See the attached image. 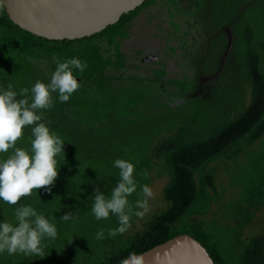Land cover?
<instances>
[{
  "label": "rangeland",
  "instance_id": "374dc122",
  "mask_svg": "<svg viewBox=\"0 0 264 264\" xmlns=\"http://www.w3.org/2000/svg\"><path fill=\"white\" fill-rule=\"evenodd\" d=\"M213 1L215 10L220 12L213 24L215 32L223 40V48L231 36L228 38L231 43L228 50L231 58L229 67H224L222 71L215 69L213 73H195L193 78L197 84L191 86L185 104L175 112L151 109L144 118H139L137 114L152 107V104L136 101L138 96L131 93L134 101L127 103L124 110L135 113V120H124L123 117L109 125L106 117L91 116L85 121L46 122L53 131L57 126L65 130L62 134L57 132L64 141V158L63 155L57 157L58 176L50 191L34 190L32 206L38 213L56 218L58 236L55 240L44 241V257H26L23 254L9 256L5 253L0 255V264H32L33 261L50 264L57 259L72 260L95 254L98 250L96 233L101 228L107 230L119 225L117 217L112 214L107 220H96L91 212L93 199L87 193V187L97 179L111 178L112 189L105 195L110 196L119 181V169L114 167L116 159L133 163L138 184H147L153 191L148 201V211L142 218L133 216L131 226L125 233L130 235L141 229L147 215L165 205L162 188L168 180V170L153 152L160 139L182 123L206 131L223 123L248 104L245 69L244 66L240 67L242 54H238V46L241 32L247 26L252 36L263 44L261 50L264 52V0ZM187 25L189 35L190 31L195 32V26L191 23ZM144 121L148 123L145 126ZM31 128H24V135L15 147L30 150ZM238 145L240 149L237 151L233 148L206 165L211 184L204 188L193 206V210L200 211L193 214L202 215L201 220L206 225L210 241L217 245L227 264H239L242 250L253 241L264 243V134L258 140ZM13 153L14 149L0 153V162ZM145 171L147 178L142 175ZM138 199L137 193L129 197L133 204ZM69 211L75 213L78 219L63 221L60 217ZM14 212L10 205L0 200V222L15 223ZM119 236L111 238L119 241Z\"/></svg>",
  "mask_w": 264,
  "mask_h": 264
},
{
  "label": "flooded vegetation",
  "instance_id": "af4514ba",
  "mask_svg": "<svg viewBox=\"0 0 264 264\" xmlns=\"http://www.w3.org/2000/svg\"><path fill=\"white\" fill-rule=\"evenodd\" d=\"M213 2L143 0L90 35L49 39L13 23L0 0V85L11 84L17 93L27 87L31 100L32 86L37 80L50 82L57 59L78 57L88 65L83 73L73 69L80 88L67 102H60L55 97L58 93H54V107L42 110L44 122L85 121L91 116L106 117L109 125L123 117L135 120V113L124 110L127 103L134 101L131 93L138 96L136 101L152 104L137 116L144 118L151 109L175 112L185 104L191 86L197 84L195 73H213L229 67L231 36L223 48L213 24L220 12ZM188 23L196 27L190 35ZM246 27L238 46V54H242L240 67L244 69ZM253 41L261 52V42L255 37Z\"/></svg>",
  "mask_w": 264,
  "mask_h": 264
},
{
  "label": "clouds",
  "instance_id": "9594fccd",
  "mask_svg": "<svg viewBox=\"0 0 264 264\" xmlns=\"http://www.w3.org/2000/svg\"><path fill=\"white\" fill-rule=\"evenodd\" d=\"M87 62L78 57L60 61L56 60L55 71L50 82L45 84L37 80L31 88H21L19 93L12 90V85L0 86V153L14 149V153L0 162V200L8 205H18L22 197L31 196L33 191L44 189L50 191L58 176L57 157L63 155L64 141L60 135L50 129L44 122V111L54 107V93H58L60 102H67L71 95L80 88L73 74V69L83 73ZM23 97L18 99L17 97ZM32 126L30 150L15 147L24 135V128ZM114 167L119 169V181L111 192L105 196L99 188L94 190L91 212L96 220H107L110 214L117 217L118 227L101 228L96 233L97 240L124 234L131 226L133 216L142 218L148 211L152 189L139 185L134 177L135 165L123 159H116ZM142 175L147 178L145 171ZM139 188V192L137 189ZM137 193L140 197L133 204L129 197ZM134 209H142L136 211ZM15 223L0 222V255L7 253L24 256L44 257L46 240H55L58 230L55 217H46L38 213L31 205H19L14 212ZM63 221H75L78 216L69 211L60 217ZM119 264H144V256L130 252Z\"/></svg>",
  "mask_w": 264,
  "mask_h": 264
},
{
  "label": "trees",
  "instance_id": "16d2710c",
  "mask_svg": "<svg viewBox=\"0 0 264 264\" xmlns=\"http://www.w3.org/2000/svg\"><path fill=\"white\" fill-rule=\"evenodd\" d=\"M244 38L248 104L223 123L206 131H199L189 123H182L172 133L161 138L153 150L154 156L160 159L168 170V180L162 188L164 207L147 215L141 229L130 235H120L119 241L113 240L105 232V238L98 240V250L95 254L78 256L72 260L57 259L50 264H119L130 252L141 253L184 231L194 236L206 248L214 264H227L217 245L210 241L206 225L201 220L202 215L193 214L200 213L199 210H193V206L204 188L211 184L210 172L206 165L233 148L237 151L241 142H253L264 134L263 44L261 43V52L256 50L248 27ZM0 82L3 85L1 79ZM144 124H148L147 121H144ZM56 132L62 134L65 130L57 126ZM111 181V178L97 179L87 187V193L92 196L93 201L94 190L99 188L107 195L112 189ZM33 194L22 197L18 205H10L11 209L15 211L19 205L32 206ZM32 264L45 263L33 261ZM239 264H264V243L255 240L246 246L240 254Z\"/></svg>",
  "mask_w": 264,
  "mask_h": 264
},
{
  "label": "water",
  "instance_id": "95a60500",
  "mask_svg": "<svg viewBox=\"0 0 264 264\" xmlns=\"http://www.w3.org/2000/svg\"><path fill=\"white\" fill-rule=\"evenodd\" d=\"M142 1L2 0V3L10 20L23 29L49 39H72L112 24ZM137 254L144 256V264H214L206 248L186 231Z\"/></svg>",
  "mask_w": 264,
  "mask_h": 264
}]
</instances>
